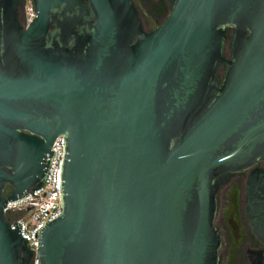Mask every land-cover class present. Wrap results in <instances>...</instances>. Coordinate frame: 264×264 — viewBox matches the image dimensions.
I'll list each match as a JSON object with an SVG mask.
<instances>
[{
	"label": "water",
	"instance_id": "obj_1",
	"mask_svg": "<svg viewBox=\"0 0 264 264\" xmlns=\"http://www.w3.org/2000/svg\"><path fill=\"white\" fill-rule=\"evenodd\" d=\"M165 1L146 30L132 0H32L26 28L0 0V264H30L3 207L43 183L58 135L39 264H220L218 193L246 171L264 264V0Z\"/></svg>",
	"mask_w": 264,
	"mask_h": 264
},
{
	"label": "built area",
	"instance_id": "obj_2",
	"mask_svg": "<svg viewBox=\"0 0 264 264\" xmlns=\"http://www.w3.org/2000/svg\"><path fill=\"white\" fill-rule=\"evenodd\" d=\"M22 26L26 28L35 18L32 0H22ZM54 152L43 183L27 194L6 200L3 213L11 230L15 222L20 225V235L32 252L30 264H39L38 234L49 221L62 214L60 171L64 154V137L58 135L52 142Z\"/></svg>",
	"mask_w": 264,
	"mask_h": 264
},
{
	"label": "flooded vegetation",
	"instance_id": "obj_3",
	"mask_svg": "<svg viewBox=\"0 0 264 264\" xmlns=\"http://www.w3.org/2000/svg\"><path fill=\"white\" fill-rule=\"evenodd\" d=\"M22 8L23 2L20 0L18 18L21 25ZM155 26L157 25L146 30ZM259 166L264 168V161L260 162ZM246 179L247 171L239 173L218 193V210L214 225L222 240L219 249L220 264H252L248 258V249L257 251L261 248L259 241L252 235L245 216V191L242 189L244 184L246 186Z\"/></svg>",
	"mask_w": 264,
	"mask_h": 264
},
{
	"label": "trees",
	"instance_id": "obj_4",
	"mask_svg": "<svg viewBox=\"0 0 264 264\" xmlns=\"http://www.w3.org/2000/svg\"><path fill=\"white\" fill-rule=\"evenodd\" d=\"M132 1L136 5L138 0H132ZM143 1L147 2V4H149V6H150V11L149 12L152 15V17L155 18V17L168 15L169 7H168V4H167V2L165 0H157L156 2H152V1L150 2L149 0H143ZM147 20L149 21V25L151 27L154 26L153 23H155V21L153 19L148 18ZM9 191H10V187L9 186L5 187L4 195H8Z\"/></svg>",
	"mask_w": 264,
	"mask_h": 264
},
{
	"label": "rangeland",
	"instance_id": "obj_5",
	"mask_svg": "<svg viewBox=\"0 0 264 264\" xmlns=\"http://www.w3.org/2000/svg\"><path fill=\"white\" fill-rule=\"evenodd\" d=\"M150 2H156L157 0H149ZM137 10L139 12V16L142 19L143 25L145 27V29H148L150 27L149 25V21L147 20L148 18L153 19L155 21V23H153L154 25H159L160 23L163 22V20L166 18V16H160V17H152V15L150 14V6L149 4H147V2H144L143 0H138L137 4H136ZM245 186V184H244ZM243 186V192L245 191Z\"/></svg>",
	"mask_w": 264,
	"mask_h": 264
}]
</instances>
